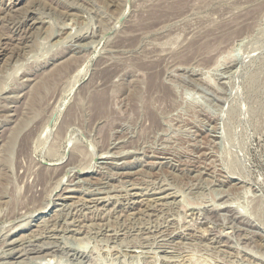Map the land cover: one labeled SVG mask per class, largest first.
Segmentation results:
<instances>
[{
    "label": "rangeland",
    "instance_id": "rangeland-1",
    "mask_svg": "<svg viewBox=\"0 0 264 264\" xmlns=\"http://www.w3.org/2000/svg\"><path fill=\"white\" fill-rule=\"evenodd\" d=\"M0 264H264V0H0Z\"/></svg>",
    "mask_w": 264,
    "mask_h": 264
},
{
    "label": "bare ground",
    "instance_id": "bare-ground-1",
    "mask_svg": "<svg viewBox=\"0 0 264 264\" xmlns=\"http://www.w3.org/2000/svg\"><path fill=\"white\" fill-rule=\"evenodd\" d=\"M155 77V78H154ZM155 80H154V79ZM157 77H156V75L155 76H153V77H151L150 79H149V83H150V87L151 88H153V89H160V88H162V85H158V82L159 81H156V80H158V79H156ZM164 88V87H163ZM39 89V88H38ZM153 89H152V91H153ZM164 90V89H163ZM156 91V90H155ZM163 92V91H162ZM152 93V92H151ZM156 94V93H155ZM159 94V93H158ZM163 94H164V92H163ZM163 96V95H162ZM165 96H166V93H165ZM155 99V98H154ZM148 100V99H147ZM150 100V99H149ZM158 100V99H157ZM38 101V100H37ZM93 102H94V105H95V108H96V110L99 112V113H101V114H106L107 112H108V110H109V103H108V101H107V98H106V96L105 95H100V96H97L96 98H93ZM149 102V101H148ZM147 102V103H148ZM152 104H153V102H151ZM151 104V105H152ZM149 105H150V103H149ZM150 105V106H151ZM147 106H148V104H147ZM149 106V107H150ZM59 164H60V162H59ZM51 165V164H50ZM49 165V166H50ZM58 165V164H57ZM56 168V167H55ZM55 170V169H54ZM40 177V176H39ZM44 179H45V176H44ZM46 210V209H45ZM43 211V212H41V213H39L36 217H41V216H43L45 213H46V211ZM49 213V212H48ZM35 217V218H36Z\"/></svg>",
    "mask_w": 264,
    "mask_h": 264
}]
</instances>
